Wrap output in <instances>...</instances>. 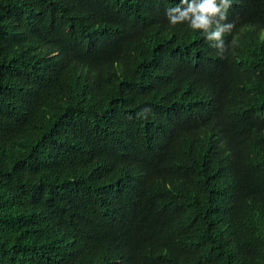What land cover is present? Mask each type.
I'll return each instance as SVG.
<instances>
[{"label": "trees", "instance_id": "1", "mask_svg": "<svg viewBox=\"0 0 264 264\" xmlns=\"http://www.w3.org/2000/svg\"><path fill=\"white\" fill-rule=\"evenodd\" d=\"M177 3L0 0V264H264V0Z\"/></svg>", "mask_w": 264, "mask_h": 264}, {"label": "clouds", "instance_id": "2", "mask_svg": "<svg viewBox=\"0 0 264 264\" xmlns=\"http://www.w3.org/2000/svg\"><path fill=\"white\" fill-rule=\"evenodd\" d=\"M232 3L233 0H179L174 7L166 9L165 14L170 25L186 22L191 30H199L208 42L215 41L213 46L222 54L226 47L224 34L234 27L233 22H225Z\"/></svg>", "mask_w": 264, "mask_h": 264}]
</instances>
